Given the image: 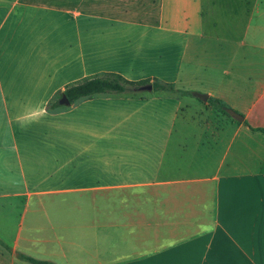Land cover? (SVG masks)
<instances>
[{"label": "crops", "instance_id": "obj_1", "mask_svg": "<svg viewBox=\"0 0 264 264\" xmlns=\"http://www.w3.org/2000/svg\"><path fill=\"white\" fill-rule=\"evenodd\" d=\"M106 72L242 119L153 90L49 108ZM258 129L264 0H0V264H264Z\"/></svg>", "mask_w": 264, "mask_h": 264}, {"label": "trees", "instance_id": "obj_2", "mask_svg": "<svg viewBox=\"0 0 264 264\" xmlns=\"http://www.w3.org/2000/svg\"><path fill=\"white\" fill-rule=\"evenodd\" d=\"M144 84H151L153 91L193 95L192 91L177 89L170 83L160 82L158 80H153L152 82L149 80L131 81L124 78L121 74L115 72H106L92 75L67 85L65 89L55 98V100L49 104V108L54 109L59 107L60 104L58 100L63 94L69 100V104H71L77 100L90 98L100 94H116L122 92L136 94L139 90V87ZM207 103L217 111L225 114L226 116H230L226 112V108H228V106L220 99L209 96ZM258 130L264 132V129ZM16 255L19 259L30 264H56L49 260L32 257L23 252H16Z\"/></svg>", "mask_w": 264, "mask_h": 264}, {"label": "water", "instance_id": "obj_3", "mask_svg": "<svg viewBox=\"0 0 264 264\" xmlns=\"http://www.w3.org/2000/svg\"><path fill=\"white\" fill-rule=\"evenodd\" d=\"M139 90L151 91L152 90V86H151V84H144V85H142V86L139 87ZM193 95L195 97L199 98L202 101H207V99H208V95L205 94V93L194 92ZM58 102L61 105H68L69 104V100L67 99V97L64 94L59 98ZM226 112L230 116H232V117H234V118H236L238 120H241L242 119V116L240 114H238L237 112H235L234 110H232L230 108H226Z\"/></svg>", "mask_w": 264, "mask_h": 264}, {"label": "rangeland", "instance_id": "obj_4", "mask_svg": "<svg viewBox=\"0 0 264 264\" xmlns=\"http://www.w3.org/2000/svg\"><path fill=\"white\" fill-rule=\"evenodd\" d=\"M187 96H192V95H187ZM195 100L202 103V100H200L197 97H195ZM21 212H22V204L19 202V204H16V207L13 208V215L15 217L17 216V218H18L20 216Z\"/></svg>", "mask_w": 264, "mask_h": 264}]
</instances>
